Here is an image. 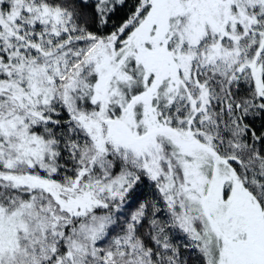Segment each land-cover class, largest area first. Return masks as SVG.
<instances>
[{
    "label": "snow or ice",
    "instance_id": "obj_1",
    "mask_svg": "<svg viewBox=\"0 0 264 264\" xmlns=\"http://www.w3.org/2000/svg\"><path fill=\"white\" fill-rule=\"evenodd\" d=\"M0 264H264V0H0Z\"/></svg>",
    "mask_w": 264,
    "mask_h": 264
}]
</instances>
